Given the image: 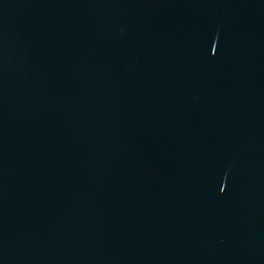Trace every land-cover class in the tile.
I'll use <instances>...</instances> for the list:
<instances>
[{
    "label": "water",
    "instance_id": "obj_1",
    "mask_svg": "<svg viewBox=\"0 0 264 264\" xmlns=\"http://www.w3.org/2000/svg\"><path fill=\"white\" fill-rule=\"evenodd\" d=\"M0 264H264V0H0Z\"/></svg>",
    "mask_w": 264,
    "mask_h": 264
}]
</instances>
